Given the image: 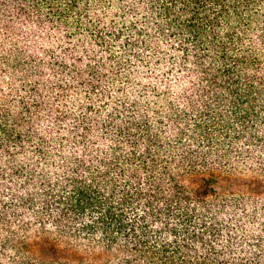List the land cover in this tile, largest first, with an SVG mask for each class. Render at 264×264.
<instances>
[{"label":"trees","instance_id":"trees-1","mask_svg":"<svg viewBox=\"0 0 264 264\" xmlns=\"http://www.w3.org/2000/svg\"><path fill=\"white\" fill-rule=\"evenodd\" d=\"M0 264H264V0H0Z\"/></svg>","mask_w":264,"mask_h":264}]
</instances>
